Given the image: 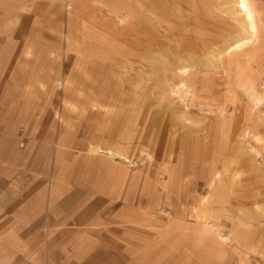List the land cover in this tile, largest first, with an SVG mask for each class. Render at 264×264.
Instances as JSON below:
<instances>
[{
    "label": "rangeland",
    "instance_id": "1",
    "mask_svg": "<svg viewBox=\"0 0 264 264\" xmlns=\"http://www.w3.org/2000/svg\"><path fill=\"white\" fill-rule=\"evenodd\" d=\"M248 2L254 32L239 0H0L35 115L79 152L120 150L122 210L185 224L163 264H264V180L241 186L264 173V0Z\"/></svg>",
    "mask_w": 264,
    "mask_h": 264
},
{
    "label": "crops",
    "instance_id": "2",
    "mask_svg": "<svg viewBox=\"0 0 264 264\" xmlns=\"http://www.w3.org/2000/svg\"><path fill=\"white\" fill-rule=\"evenodd\" d=\"M13 42H0V264H163L185 224L122 210L120 157L107 151L122 153L79 152L35 115L40 85L16 70Z\"/></svg>",
    "mask_w": 264,
    "mask_h": 264
},
{
    "label": "bare ground",
    "instance_id": "3",
    "mask_svg": "<svg viewBox=\"0 0 264 264\" xmlns=\"http://www.w3.org/2000/svg\"><path fill=\"white\" fill-rule=\"evenodd\" d=\"M239 6H240L241 10L244 12V14L246 16V19L248 21L249 29L252 32H254L256 30V25H255V21H254L253 11L251 9V6H250L248 0H239ZM240 45H241V42L236 44L237 47H239ZM109 153L111 155H114L116 153L117 155L122 156L119 153L114 152L112 150H109ZM260 175H261L262 178H260L259 180H257V177L256 178L253 177V179L251 181H248L246 183H244V182L241 183V186L243 187V189L244 188H246V189L250 188L251 189V187L253 185H255L256 183H258L259 181L264 180V173L261 172ZM237 179H238L237 177H233L232 180L228 182V184H226L225 180L224 181L222 180V182H221V180H219V182H221V183L219 184V187H218L217 192H216L218 194V196L226 197L227 198L228 190H230L232 188L233 183L236 182Z\"/></svg>",
    "mask_w": 264,
    "mask_h": 264
},
{
    "label": "built area",
    "instance_id": "4",
    "mask_svg": "<svg viewBox=\"0 0 264 264\" xmlns=\"http://www.w3.org/2000/svg\"><path fill=\"white\" fill-rule=\"evenodd\" d=\"M22 144V143H21Z\"/></svg>",
    "mask_w": 264,
    "mask_h": 264
}]
</instances>
